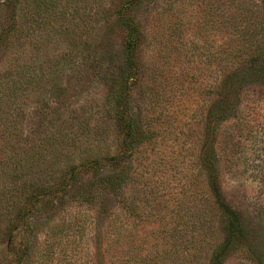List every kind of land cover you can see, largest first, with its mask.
Segmentation results:
<instances>
[{"label":"rangeland","instance_id":"rangeland-1","mask_svg":"<svg viewBox=\"0 0 264 264\" xmlns=\"http://www.w3.org/2000/svg\"><path fill=\"white\" fill-rule=\"evenodd\" d=\"M1 1L0 31L16 21L19 29L29 26L23 6L17 11ZM60 6L65 15L53 16L50 25L36 20L41 27L33 30L32 41L23 35L13 42L0 40V264H99L100 231L116 247L102 257L103 264L132 263L143 256L150 264H163L166 251L172 264H210L224 238L223 212L213 201L200 154L215 134L229 201L243 207L264 197L258 190L264 181V78L252 75L264 56L258 54L264 0H142L135 5L132 13L143 38L129 111L146 138L132 148L123 144L103 80L108 69L118 71L125 61L121 1L63 0ZM24 47L31 52L16 57ZM239 50L242 56L231 54ZM28 64L35 70L31 81L18 73ZM48 66L54 77L40 78ZM241 66L249 67L254 83L243 95L240 114L212 131V124L206 127L208 111L226 74ZM8 78L19 87L9 100ZM61 136V150H54L51 142ZM95 160L114 164L117 172L127 170L122 188H100L97 179L111 169H88ZM72 166L82 190L75 196L76 183L64 198L42 196L31 214L35 229L26 231L18 220L10 243L8 223L15 210L9 201L24 204L35 184L54 182ZM248 212L253 213L250 207ZM26 238L33 244L23 260L15 252ZM223 264L250 262L235 251Z\"/></svg>","mask_w":264,"mask_h":264},{"label":"trees","instance_id":"trees-1","mask_svg":"<svg viewBox=\"0 0 264 264\" xmlns=\"http://www.w3.org/2000/svg\"><path fill=\"white\" fill-rule=\"evenodd\" d=\"M62 1L63 0H2L1 3L9 5L12 8H15L17 11H19V6H23L22 8L24 10V17L28 19L27 21H29L30 23L28 27L19 29L16 21L9 24L5 29H1V42H3L5 38L13 42L15 38H20L21 35H23L24 38L26 37L29 42L32 41V35H34L33 30H36V26L41 27V25L38 23L36 25V20H38L37 22H40L39 20H41L43 22V25H50L53 16L55 17L56 15H65L66 10L64 11L60 6V3ZM120 1L121 7L119 9V19L127 28V34L125 37V61L118 71H112L108 69V72L105 73L106 75L104 76L103 80L109 86L108 94L106 97L107 101H109L110 103L112 102L110 104V108L113 111L112 114L118 120L117 125L123 130V144L126 148H132L141 143L146 138V134L141 129V125L139 124L136 116L133 115L131 111H129V92L132 88L131 80L137 74V51L140 48L143 38V32L140 26H138V24L135 22L136 18L133 15L132 11L135 8V5L141 3L142 0ZM53 7H56V9L53 10ZM235 14L236 13H232V20L237 19V16H235ZM47 15L50 16L47 17ZM40 17L44 18L40 19ZM258 47L260 49V52H258V54L264 55V34L258 40ZM22 49L23 50L16 51L17 53L19 52V56L16 57L20 58V55L22 53L29 54L31 52L30 50H25V47ZM231 54L233 56L243 55L241 50H239L235 54L231 52ZM60 62V60H57L54 62V65ZM48 69L53 70V68L48 66L47 69H44L41 72L39 77L45 79L49 76L50 73L52 74V77H54V72H52L51 70L48 71ZM249 70L250 69L248 66H241L232 69L226 74L225 78L223 79L225 82L223 84L221 95L213 102L208 111L206 127L211 129L212 124V131H214L215 127L220 122L225 120L228 116H238L240 114L243 95L248 90L249 85H251V83H254L252 82V78H264V56L262 58V61L260 62V66L253 69V77L249 76ZM18 73H20L19 77H26V79L29 81L36 79L35 70L31 64H28L27 68L23 67L22 70L19 69ZM59 75L55 78L56 81L59 79ZM5 86L7 89L5 95L8 100L9 97H15L19 87H17L16 82H14V78H8L7 84H5ZM56 89H59V87L57 86ZM64 138L65 137L61 136L55 137L53 139L51 143L54 150L55 146H57L56 150H61L59 146H61V140ZM215 141L216 134L210 145H204V149L200 154V165L207 172L209 185L211 186V191L213 194V201L223 212L224 238L213 249L210 264H223L225 259L235 251L243 252L246 258L249 260L250 264H264V197L260 200V202L258 200L256 202V200L254 201L253 199L251 200L254 201L253 204L249 203L243 207L232 204L229 201V199L226 197L220 180V160L216 152ZM41 144L43 145L42 142ZM42 155H44V153L40 151L39 156ZM108 159L113 161L114 159H119V156H110ZM98 161L99 160L92 161L94 163V166L88 165V169L96 168L95 173L99 172L103 168L111 169L104 173V176H100L97 179L100 180V188L107 189L108 192L110 190L114 191L115 189H118L120 187L122 188V185L125 183L128 176L127 170L123 168L122 171L120 170L121 172H117L115 168L112 167V165L114 164H100ZM118 164L119 162L116 165ZM52 171L53 173H56L57 170L53 169ZM61 171L62 172L61 174L59 172L58 175L60 176L56 181L35 184V189L27 194L26 202L24 204H15L13 198L9 201V204L12 205L15 210V214L12 216V218L9 220L10 222L8 223V226H10L8 227V240L10 243L12 242V238L14 237V229L18 220L22 221V223L25 225L26 231H33L35 229L37 225V219L36 222L31 221V214H33L32 210L38 208L37 204L39 203V200L42 196H46L48 199L55 196L59 197L60 199L64 198L68 193L67 189H69V187H72L76 183L80 184L78 185L77 190L73 189L75 191V196L78 194L77 191L82 190V181L79 182V179L76 176V174L78 173L77 166H72L67 169L63 168ZM48 173L49 176L52 175L51 171H49ZM258 190L260 191L261 195H264V181L260 182ZM89 198L91 199V197ZM28 202L32 203V208H27ZM54 205L57 206L56 204ZM248 205L252 209V214L248 212ZM38 221L41 222L42 220L38 218ZM98 238L99 245L97 244V255L99 264H103L102 257L109 253L110 250L116 249V247L113 245L112 238L108 235L106 237L102 236L101 231L98 234ZM32 244V239L26 238V241L22 248L18 246L15 254H19V256H21V259H25L30 249H32ZM19 249L22 251V253L19 252ZM125 252L128 253L129 250ZM164 254L165 255L162 258L164 259V262H167L163 264H172V253H170V251H166V253ZM145 256H149L148 252ZM130 257L131 259H133L132 256ZM133 260L134 261L132 263H127V261H125L124 263L150 264L149 262H147V258L144 256L140 259L135 258Z\"/></svg>","mask_w":264,"mask_h":264}]
</instances>
